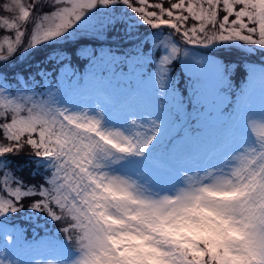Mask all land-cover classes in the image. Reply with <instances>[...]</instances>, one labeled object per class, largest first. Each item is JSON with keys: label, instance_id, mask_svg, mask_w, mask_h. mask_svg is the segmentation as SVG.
Returning a JSON list of instances; mask_svg holds the SVG:
<instances>
[{"label": "snow or ice", "instance_id": "snow-or-ice-1", "mask_svg": "<svg viewBox=\"0 0 264 264\" xmlns=\"http://www.w3.org/2000/svg\"><path fill=\"white\" fill-rule=\"evenodd\" d=\"M37 2L0 0V60L24 42L33 20L30 41L35 45L61 35L85 10L116 3L127 5L153 29H172L190 44L244 41L264 46V0H53L56 9L38 19L32 11ZM170 52L174 57L178 48L173 44ZM170 61L163 55L160 68L166 71ZM156 134L155 124L125 135L104 129L95 116L53 108L49 100L0 95V156L30 151L56 161L54 173L39 189L13 185L5 177L0 216L16 212L23 198L32 197L28 207L61 222L79 250L73 264H264V132L260 151L235 157L238 163L228 173H185L186 187L174 195H146L140 181L182 171L180 161L148 158V167L136 179L99 170L102 153L143 160ZM193 214L210 230L189 234L176 229ZM17 239L4 233L0 247H13Z\"/></svg>", "mask_w": 264, "mask_h": 264}, {"label": "rangeland", "instance_id": "rangeland-1", "mask_svg": "<svg viewBox=\"0 0 264 264\" xmlns=\"http://www.w3.org/2000/svg\"><path fill=\"white\" fill-rule=\"evenodd\" d=\"M56 7L53 0H39L32 9L34 18L50 14ZM12 10L15 11L14 4ZM33 25L34 20L27 24L24 42L17 50L7 59L0 60V95L9 99L30 96L34 101L49 100L53 108L95 116L102 121L104 129L120 130L125 135H132L143 128L150 129L153 124L157 128L156 139L143 160L135 156L119 160L120 154L102 153L97 161L100 171L109 175H130L136 179L137 172L143 174L148 167V158L182 162V171L174 169L163 176L155 175L151 181L147 178L140 181L147 188L144 194L159 197L174 195L178 189L186 187L185 173L200 177L206 176L208 171L214 174H221V171L228 173L238 163L235 157L253 150L260 151L262 142L259 137L264 132V46L244 41H226L212 46L211 52L233 49L239 57L251 59L246 63L249 77L244 85L238 86L236 81L234 86L226 71L229 70L227 67L235 65L223 62L236 61L229 52L215 56L206 48L211 47L212 43H184L176 39L168 29L147 28L148 25L139 15L123 3L108 6L98 4L95 8L87 9L61 35L35 45L30 41ZM117 28L123 33L139 35H143L144 30H149L152 49L127 61L130 58L127 54L113 53L109 48L101 46L102 41L109 38L112 31L115 33ZM173 44L178 48L174 57L170 52ZM222 45L238 46L229 48ZM51 46L70 50L69 54H64L67 57H64L58 71L52 70L45 76L33 77L32 83L27 82L28 76H23L22 79L26 81L19 87L11 84L10 78L5 76L6 71L12 68L14 72L26 65H37L35 61L44 57ZM163 55L171 57L166 71L159 66ZM81 59L85 60L83 64L78 62ZM175 63L180 65L177 64L185 74L182 79L175 71ZM87 75L94 79L92 88L88 90L83 87L89 86L81 83L82 79L87 81ZM241 87L243 88L239 90ZM244 89L247 90L245 99L239 105V110L234 111L236 103L243 98L241 96ZM83 91L89 92L88 98H79ZM188 108H193L194 115L198 118L194 126L186 123L189 118ZM132 121H136V124ZM223 126L225 130L221 128ZM175 134L178 136L169 150H156L159 141L166 143ZM174 146L175 152L172 151ZM22 152L24 151H14L13 155ZM28 153L31 159L39 160L42 164L41 173L48 175L50 164L53 166L51 174L54 173V158L30 151ZM13 155L7 153L4 156L9 160ZM1 160L0 156V188L5 177L15 185L19 180L18 169L9 170V164H5L7 161ZM50 177L51 175L47 176V181ZM24 202L23 198V207H18L16 212L0 216V219L9 216L12 220L23 216L34 222H18L19 226L15 228L0 221V237L4 233L18 237L13 247H0V260H3V264H34L37 259L42 264H73L80 252L71 242L55 243L53 237V242L49 241L52 246L48 244L42 248L40 244L31 247L26 244L30 243L28 240L32 232H24V227H30L29 225L47 227L52 233L62 235L59 241L69 240L61 230L62 226H58V221L53 220L45 211L28 207L29 204L25 205ZM175 227L189 234L210 230L202 218L195 214L183 218ZM186 238L191 242L190 235ZM31 242H37V239L33 238Z\"/></svg>", "mask_w": 264, "mask_h": 264}, {"label": "trees", "instance_id": "trees-1", "mask_svg": "<svg viewBox=\"0 0 264 264\" xmlns=\"http://www.w3.org/2000/svg\"><path fill=\"white\" fill-rule=\"evenodd\" d=\"M147 28H151L150 25L146 26ZM144 29V28H142ZM163 29H168L170 31H172L175 36L176 39L183 41L179 35H177L174 30L169 29V28H163ZM111 35V36H110ZM109 35V38L112 39H116V41H109V43H105L102 44L101 46H105L106 48H109V51L113 52V53H117V54H127L128 56H130V58L127 59V61H130L131 58H134L137 55H140L141 53H147L152 49V40L150 38L151 35L146 34L144 35V37H139V38H134L133 35L134 34H127V33H123L122 30L120 28H117V31L114 33L112 32ZM107 42V41H106ZM226 41H215L212 44H218V43H224ZM185 43V41H184ZM98 44V43H97ZM93 46H100V45H93ZM216 51V50H215ZM70 50L65 49L64 48H50L47 52H45L44 57H41L39 60L35 61V66L32 67H27L28 65L20 68L18 71H14L11 76H28V78H33V77H37V76H42V75H46L48 74L50 71H58V67L60 66V64H62V61H64V54H69ZM225 52H229V55L236 61L233 60H229V61H223L224 64H228L230 65L233 64L235 66L230 67L227 69H229L228 71H226V74L229 78V81L232 83V85H236L235 82H238V86H240V84L244 85L245 81L247 80V78L249 77V70L248 67H246V63L250 62L251 59H245L243 57H239L235 50L231 49L230 51H224V50H218L216 52H212L213 55L217 56L219 54H228ZM66 54V55H67ZM126 55V56H127ZM82 62V64L85 62L84 59H81L80 61ZM178 64V63H177ZM175 63V71H177L176 73L180 74V78L182 79L183 74L181 69L178 67L180 66L178 64ZM125 65V63H124ZM121 66L120 68L124 67ZM231 66V65H230ZM119 68V69H120ZM88 78H91L92 81H94L93 77L91 75H87ZM95 79H98L97 77H95ZM185 79V78H184ZM83 79L82 82L83 83ZM185 84V83H184ZM243 87H241L239 90H241ZM184 90L186 91V88H184ZM233 89L230 91L232 92ZM237 104V103H236ZM10 155H13L14 152L8 153ZM28 151H24L21 154H16L11 156V158L8 157L5 158V156H1L3 161H7L5 162V164H9V170H12L13 168H17L18 169V177L19 180H17V183H19V185L22 188H28V187H34L36 189H39L41 186H46L45 184H47V176L52 175L51 173L53 172V166L50 167V172L48 173V175H44L43 173H41V166L42 164L39 162V160L34 161V159H31V156H28ZM28 156V159H27ZM37 157V156H35ZM1 160V161H2ZM16 183V184H17ZM32 197H25L24 198V203L26 204H30L32 201ZM24 220L27 217H23L21 216ZM22 218L17 217L15 218L16 221L20 222V223H24V221L22 220ZM59 227L62 226V223L59 222ZM24 231H28L31 232V229L29 227H24ZM64 235V233H63Z\"/></svg>", "mask_w": 264, "mask_h": 264}]
</instances>
